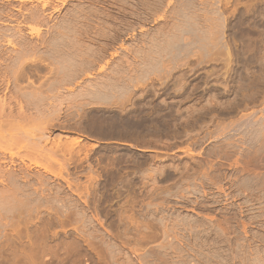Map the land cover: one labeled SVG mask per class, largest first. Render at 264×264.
<instances>
[{"label":"rangeland","instance_id":"obj_1","mask_svg":"<svg viewBox=\"0 0 264 264\" xmlns=\"http://www.w3.org/2000/svg\"><path fill=\"white\" fill-rule=\"evenodd\" d=\"M42 1L0 0V73L21 51L48 80L2 127V169L36 210L0 201V264H264V0L219 2L224 24L218 0Z\"/></svg>","mask_w":264,"mask_h":264},{"label":"bare ground","instance_id":"obj_2","mask_svg":"<svg viewBox=\"0 0 264 264\" xmlns=\"http://www.w3.org/2000/svg\"><path fill=\"white\" fill-rule=\"evenodd\" d=\"M19 1H25V0H19ZM44 1V2H43ZM42 2V8L47 4L48 5V2L50 1V0H43ZM58 1H60L61 3H65V0H58ZM224 2V3H228L229 2V0H218V2L216 1V3L215 4H218L219 2L221 3V2ZM25 2H23V4H24ZM145 5H147V3H148V5H150V4H152V7H153V5H154V8H157V9H159V8H161V6L163 5V4H165L164 3V0H146V3L145 2H143ZM12 4V3H11ZM215 4H214V13H215V15L214 16H217L216 18L217 19H219V21H220V23L221 24H224L225 23V20L227 21V19H225V15L222 13V9H220L221 7H219V4H218V6L216 5L215 6ZM5 7V6H4ZM17 7V6H16ZM33 7V6H32ZM145 7H147L148 8V6H145ZM5 8H7V7H5ZM45 8V7H44ZM75 8V7H74ZM39 9H41V7L39 8ZM46 9V8H45ZM44 9V10H45ZM54 9V8H53ZM149 9V8H148ZM151 9H153V8H151ZM150 9V10H151ZM194 9V8H193ZM54 10H56V9H54ZM10 10L7 8V9H0V16L1 15H4V16H9L10 14L12 15V13H10L9 12ZM40 11H42V10H30V15H31V17L34 19V20H36V22H37V19L39 18H42V17H40V15H39V13H40ZM44 12H46V11H44ZM54 12V11H53ZM28 13V14H29ZM37 13H38V15H37ZM70 13H72V12H70ZM163 15L162 16H164V13H162ZM189 14V13H188ZM15 15V14H14ZM99 15V14H98ZM25 16V15H24ZM71 16V15H70ZM76 16V15H75ZM166 16V15H165ZM12 17H13V15H12ZM11 17V18H12ZM17 18V17H16ZM165 19H166V17H164ZM38 19V20H39ZM46 19V18H45ZM44 19V20H45ZM74 19H76V18H74ZM168 19V18H167ZM203 19V18H202ZM23 20H25V19H23ZM41 20V19H40ZM40 20L38 21V22H40ZM43 20V19H42ZM169 20V19H168ZM177 20V19H176ZM9 21V20H8ZM15 21H17V20H15ZM44 22H46V21H44ZM44 22H42V23H40V24H43ZM166 22V21H165ZM20 22L18 21V24H19ZM22 23V22H21ZM17 24V23H16ZM40 24H38V30L37 31H39L42 27H40ZM88 24V23H87ZM165 24V23H164ZM167 24V23H166ZM173 24V23H172ZM1 25V24H0ZM15 26V25H14ZM19 26V25H18ZM170 26V25H169ZM175 25H173V27H174ZM176 26H177V24H176ZM206 26V25H205ZM224 26V25H223ZM30 27V26H29ZM54 27V26H53ZM93 27V26H92ZM169 27H166V30L168 29ZM171 28V27H170ZM18 29V28H17ZM46 29V28H45ZM162 30H163V28H161ZM174 29V28H173ZM224 29V28H223ZM20 29H18V31H19ZM33 30V29H32ZM165 30V31H166ZM169 30V29H168ZM207 30V29H206ZM65 31V30H64ZM164 31V30H163ZM223 31V30H222ZM21 31H19V32H17V31H15V33L16 34H18V33H20ZM33 32V31H32ZM68 32V31H67ZM169 32V31H168ZM168 32H166V33H168ZM4 33V32H3ZM13 33H14V31H13ZM12 33V34H13ZM24 33V32H23ZM39 33V32H38ZM102 33V32H101ZM162 34H163V32H161ZM165 33V32H164ZM165 33V34H166ZM170 33V32H169ZM16 34H13L12 35V37H7V38H4L5 39V41L7 42V44H11V46L13 45H15L16 44V42H15V39H14V37H17L18 36V38L20 37L21 38V36H23V35H21V34H18V35H16ZM72 34V33H71ZM173 34V33H172ZM6 35V34H5ZM25 35V34H24ZM38 35V34H37ZM51 35V34H50ZM153 35V34H152ZM41 37V36H40ZM64 37V36H63ZM79 37V36H78ZM102 37V36H101ZM157 37V36H156ZM114 38V37H113ZM24 39V38H23ZM39 40H40V38H39ZM38 40V41H39ZM70 40H72V39H70ZM146 40V39H145ZM30 41V40H29ZM71 42V41H70ZM69 41H67L66 39H64V38H62L61 40H56V41H48L47 39H41L40 40V42H39V47L43 44L44 45V47L46 46L47 48L48 47H57L58 48V46H59V48H60V46H64L65 47V45H69V43H70ZM76 42V41H75ZM104 42V41H103ZM29 43V42H28ZM73 43V42H72ZM30 44V43H29ZM18 45H19V43H18ZM25 45V44H24ZM23 45V46H24ZM32 45V44H31ZM107 45V44H106ZM102 47V46H101ZM207 47V46H206ZM205 47V48H206ZM32 48H36V45L35 46H33L32 45V47H31V49ZM62 48V47H61ZM92 48V47H91ZM90 48V49H91ZM105 48V47H104ZM13 49V48H12ZM18 49V48H17ZM69 49V48H68ZM67 49V50H68ZM101 49H103V48H101ZM225 53H226V56H227V58H228V60L229 61H231V57H232V52H231V50L227 47V45L225 46ZM41 50V49H40ZM30 51V50H29ZM50 51H52V50H50ZM54 51V50H53ZM66 51V50H65ZM70 51V50H69ZM74 51V50H73ZM95 51V50H94ZM103 51V50H102ZM14 52H17V51H15L14 50ZM39 52V51H38ZM60 52V51H59ZM66 52H68V51H66ZM204 52V51H203ZM205 52H207V54H210V56H211V58H212V54H213V52H211L210 51V49H209V47H208V49H206V51ZM204 52V53H205ZM21 53H23V52H21V51H19V52H17V53H14L15 55L13 56V57H8L10 60H13V62H15L13 65V67L12 66H9L7 63V65H4V66H6V67H4L5 68V71H4V76H5V74L8 76V77H10V79H12V81H13V88H12V90H11V94H9L8 96L6 95V93H5V95H4V97H2L1 99H0V139H2V138H4L5 137V135H3V125H5V123H9V122H16V124H19L20 122H22V121H24V120H26V119H28V114L26 113V111H25V104L23 103V101L25 100V99H27V98H29V96H33V95H36V94H38L39 93V91L40 90H43V88H42V85H44V83H45V81L47 82L48 80H45L44 82L43 81H41V82H43V84H40V85H35V82L33 81V80H31V77L27 74V73H29L28 71H27V67H29L28 66V64H31V63H33V62H36V61H38V62H41L43 59L45 60V58H42V57H38V58H32V59H30L29 58V60H28V62H25V61H23L24 59L22 58V56H21ZM62 53V52H61ZM80 53V52H79ZM102 53V52H101ZM212 53V54H211ZM5 54V53H4ZM65 55H64V58L66 59L67 58V56L69 57V54H67V53H64ZM70 54H72V53H70ZM99 54H100V51H99ZM199 54H202V50L201 51H199ZM206 54V55H207ZM215 54V53H214ZM195 55V54H194ZM8 56V55H7ZM11 56V55H10ZM144 56V55H143ZM203 56H205V54L203 55ZM22 58V60H21V58ZM33 57V56H32ZM208 57H209V55H208ZM4 60H6V59H8V58H4V57H2ZM40 58H42V59H40ZM70 58V57H69ZM94 58V57H93ZM146 58V57H145ZM210 58V59H211ZM20 59V60H19ZM63 59V58H62ZM2 60V59H1ZM48 60V59H47ZM9 61V60H8ZM66 61V60H65ZM2 62H4V61H2ZM43 63V62H42ZM47 63V62H46ZM57 63V62H56ZM83 63V62H82ZM3 64V63H2ZM12 64V63H11ZM52 64V63H51ZM162 64V63H161ZM47 65H49V63H47ZM53 65H55V64H53ZM52 65V66H53ZM3 66V65H2ZM46 66V65H45ZM52 66H49L50 68V71L49 72H51V73H53V74H55V71H57V70H55L56 68H52ZM63 66V65H62ZM54 67V66H53ZM162 69H163V67H162ZM61 69H59L58 71H60ZM144 71H147V69L145 70V69H143ZM164 70H165V68H164ZM163 70V71H164ZM169 70V69H168ZM30 71V70H29ZM57 71V72H58ZM63 71V70H62ZM140 71V70H139ZM166 71V70H165ZM31 72V71H30ZM64 72H65V70H64ZM64 72H61V73H64ZM141 72V71H140ZM139 72V73H140ZM150 72V71H149ZM155 72V71H154ZM168 72L169 71H167L166 73L168 74ZM3 73V72H2ZM2 73H0V76L2 75ZM33 73V72H32ZM36 73V72H35ZM59 73V72H58ZM136 73V72H135ZM143 73V72H142ZM141 73V74H142ZM145 73V72H144ZM138 74V73H137ZM2 75V76H3ZM51 74H49L48 75V77L50 76ZM59 75V74H58ZM63 76L65 75V74H62ZM139 75V74H138ZM142 75H144V74H142ZM142 75H140V76H142ZM1 76V77H2ZM54 76V75H53ZM0 77V78H1ZM51 77V76H50ZM55 77V76H54ZM53 77V78H54ZM59 77V76H58ZM64 77H66V76H64ZM24 78H26L27 79V84L26 85H23L22 84V82L21 81H24L23 79ZM56 78V80L58 79L57 77H55ZM135 78H136V76H135ZM6 79V78H5ZM43 79H46V77H43ZM48 79V78H47ZM139 80V79H138ZM141 81V80H140ZM40 83V82H39ZM49 83V82H48ZM1 84V83H0ZM140 84V83H139ZM47 85V84H46ZM1 87V86H0ZM66 88V87H65ZM7 89V88H6ZM40 89V90H39ZM4 90V89H3ZM10 90V89H9ZM37 90H39L38 91V93L36 92ZM59 92V91H58ZM8 94V93H7ZM57 94V93H56ZM95 94V93H94ZM97 95V94H96ZM56 96V95H55ZM95 98V97H94ZM26 103V102H25ZM17 106V108H15L16 106ZM27 109V108H26ZM37 111V110H36ZM49 128V127H48ZM13 137V136H12ZM12 137L10 138H6V139H11L12 140ZM38 139V138H37ZM44 139V138H43ZM76 139V138H75ZM77 141L78 140H80V138L78 137L77 139H76ZM29 142V141H28ZM35 144V145H34ZM36 143L34 142V141H30L29 142V145H27V146H29L30 148H32V149H34L35 147H36ZM26 146V145H25ZM13 155V152H11V151H7L6 150V148H4V147H2V145L0 144V182H4V185H5V187L2 189V188H0V201H2L3 203H4V205H7L8 204V202L6 201V199L7 200H9L10 202H12L13 204H10L11 206H13V207H11L9 204H8V206H10L11 207V209L12 208H14L15 206V208H14V210L16 209V211H15V214H18V215H20V213H21V210H24L25 208H27V210L28 209H30V211H33L34 209L36 210V205L34 206V208L32 207V209L33 210H31V205H30V203L32 202V200L34 199V197H30V196H32V195H30L29 193H28V195L26 194L27 193V191H26V193H25V191H24V189L21 187V186H19V183H18V180H17V178H15L16 176H15V174H14V176H13V174H11L12 172H10V174H9V170L8 171H4L2 168V166H3V164H13L14 163V161L11 159V156ZM25 168V167H24ZM7 172V173H6ZM23 172H21L20 173V177H24V175H21ZM25 180V179H24ZM3 184V183H2ZM0 185H1V183H0ZM1 187V186H0ZM28 189V188H27ZM30 195V196H29ZM33 198V199H32ZM5 201L7 202V204H5ZM1 202V203H2ZM3 204L2 205H0V220H5V218L8 216V212L6 213V210H7V206H4ZM38 210V209H37ZM29 211V210H28ZM11 212V211H10ZM9 212V213H10ZM36 212V211H35ZM7 215V216H6ZM29 215V214H28ZM13 216V215H12ZM15 216V215H14ZM13 216V217H14ZM16 217V216H15ZM17 218V217H16ZM22 218V217H21ZM24 218V217H23ZM27 218V217H26ZM28 218H29V216H28ZM31 218V217H30ZM10 219V218H9ZM15 219V218H14ZM32 220V219H31ZM33 221V220H32ZM31 221V222H32ZM12 223L14 222V220L13 221H11ZM29 222V221H28ZM5 223V222H4ZM8 223V222H7ZM24 223V222H23ZM11 224V223H10ZM10 224H6L7 225V227H6V225L5 224H3L1 221H0V238L3 236H5L6 237V234H7V228L10 226ZM17 224V223H16ZM15 224V225H16ZM28 224V223H27ZM26 224V225H27ZM23 225V224H22ZM25 225V224H24ZM16 226H18V225H16ZM20 226V225H19ZM18 226V227H19ZM17 228V227H16ZM20 228V227H19ZM12 229H13V227H12ZM15 229V228H14ZM14 232V231H13ZM21 233L20 232H16V236H17V238H19L21 235H20ZM26 235V234H25ZM2 237V238H3ZM8 237V236H7ZM6 237V238H7ZM12 237V236H11ZM14 238V237H13ZM12 238V241L14 240ZM8 239V238H7ZM20 239V238H19ZM29 239H32V238H29ZM10 240V239H9ZM9 240H8V242H9ZM1 241H6V239H4L3 238V240H1ZM0 241V249L1 250H3L4 251V248H5V244L3 243V242H1ZM11 241V240H10ZM32 241V244H31V247H32V250L34 251V249H35V246H36V244H35V241L34 240H31ZM30 241V242H31ZM34 241V242H33ZM3 243V244H2ZM19 243V242H18ZM27 243V242H26ZM9 244V243H8ZM28 244V243H27ZM30 244V243H29ZM23 245V244H22ZM18 246V245H17ZM23 246H25V243H24V245ZM16 246H14V248H15ZM17 248V247H16ZM24 248V247H23ZM12 249V248H11ZM25 249V248H24ZM6 250V249H5ZM36 250V249H35ZM10 251V250H9ZM16 251V250H15ZM22 251V250H21ZM24 251V250H23ZM28 251V250H27ZM29 252V251H28ZM31 252V251H30ZM15 253V252H14ZM23 253V252H22ZM17 254V253H16ZM29 254V253H28ZM27 254V255H28ZM34 254V253H33ZM13 256H14V254H13ZM19 257V256H18ZM31 257V256H30ZM33 257L34 256H32V259H33ZM16 258H17V256H16ZM15 258V259H16ZM3 260V259H2ZM2 262V261H1ZM16 263H18V261L16 262Z\"/></svg>","mask_w":264,"mask_h":264}]
</instances>
